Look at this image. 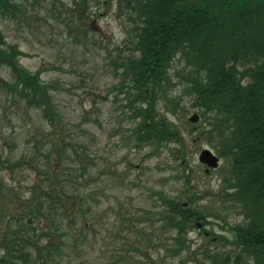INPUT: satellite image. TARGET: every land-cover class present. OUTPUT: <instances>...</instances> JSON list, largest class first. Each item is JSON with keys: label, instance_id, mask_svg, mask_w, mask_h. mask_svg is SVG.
I'll return each mask as SVG.
<instances>
[{"label": "rangeland", "instance_id": "rangeland-1", "mask_svg": "<svg viewBox=\"0 0 264 264\" xmlns=\"http://www.w3.org/2000/svg\"><path fill=\"white\" fill-rule=\"evenodd\" d=\"M117 2L85 0L81 7L83 0H19L18 10L0 15L7 45L24 53L19 66L31 74L41 70L60 117L52 127L41 110L0 92V242L14 246L16 255L17 244L28 242L26 259L15 264L34 261L36 236L44 244L57 234H46L47 220L34 210L52 184L65 200L83 203L82 210L74 205L65 214L70 218L63 216L61 230L69 235L56 264H238L236 257L244 255L232 244L229 227L242 223L243 215L224 196L229 165L220 158L219 167L206 173L198 160L202 149L219 155L216 143L199 137L201 119L188 120L199 112L189 105L179 63L167 99L154 112L159 117L164 111L180 129L187 167L171 155L174 141L140 143L132 133L141 117L128 107L135 90L120 63L132 53L133 25ZM0 77L15 81L6 65ZM169 200L200 210L205 223L198 220L179 236L165 225ZM6 250L0 246V257Z\"/></svg>", "mask_w": 264, "mask_h": 264}, {"label": "trees", "instance_id": "trees-1", "mask_svg": "<svg viewBox=\"0 0 264 264\" xmlns=\"http://www.w3.org/2000/svg\"><path fill=\"white\" fill-rule=\"evenodd\" d=\"M18 1L0 0V15L18 10ZM84 3L85 0L80 6ZM117 3L133 25L132 53L120 63L135 90L128 107L134 118L141 117L132 133L140 143L159 145L174 141L176 147L171 155L176 156L180 166L187 167L180 129L167 119L164 111L159 117L154 112L158 101L167 99L166 87L173 82L171 71L174 63H179L182 68L176 73L181 76L189 105L198 110L203 124L199 137L216 143L219 157L229 165L224 196L237 203L243 215L242 223L229 227L234 236L232 244L244 255V260L243 256H237L235 262L264 264V0H118ZM23 55L16 45H7L0 29V66H9L15 74L13 83L0 77V92L17 95L19 101L41 110L54 127L60 117L54 115L51 86L41 82V70L31 74L19 66L17 58ZM135 102H139L138 107L133 106ZM61 160L59 157L56 163L62 168ZM49 186L48 190H42L44 201L33 208L38 218L47 220L46 234L49 231L51 235L57 234L44 244L38 243L41 235L36 236V242H32L35 259L25 261L27 264H56L63 236L69 235L61 230L63 216L70 215L74 205L83 209L81 198L65 200L64 194L56 193L52 184ZM167 202L170 213L163 216L165 225L175 228L179 236L196 226L198 220L205 223L200 210L185 207L182 201ZM68 215L65 216L70 218ZM27 243L17 244L21 251L16 255L12 253L14 246L1 241L0 246L7 252L0 257V264L25 260L28 253L22 250ZM228 261L226 257L223 263Z\"/></svg>", "mask_w": 264, "mask_h": 264}, {"label": "water", "instance_id": "water-1", "mask_svg": "<svg viewBox=\"0 0 264 264\" xmlns=\"http://www.w3.org/2000/svg\"><path fill=\"white\" fill-rule=\"evenodd\" d=\"M199 119L197 114H193L189 120L193 123ZM199 161L205 164L208 168L216 169L219 166V158L213 154L209 149H203L198 157Z\"/></svg>", "mask_w": 264, "mask_h": 264}]
</instances>
